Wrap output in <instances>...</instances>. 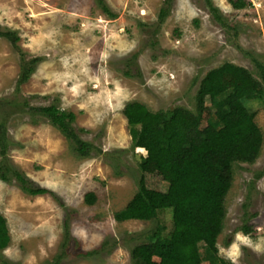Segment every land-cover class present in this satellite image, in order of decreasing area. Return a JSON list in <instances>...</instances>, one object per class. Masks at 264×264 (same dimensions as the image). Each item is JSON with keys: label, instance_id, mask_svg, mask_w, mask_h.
Returning <instances> with one entry per match:
<instances>
[{"label": "rangeland", "instance_id": "rangeland-1", "mask_svg": "<svg viewBox=\"0 0 264 264\" xmlns=\"http://www.w3.org/2000/svg\"><path fill=\"white\" fill-rule=\"evenodd\" d=\"M243 1L235 8L230 0H102L110 16L97 0H0V30L15 33L26 59L40 58L19 96L71 111L87 143L79 154L45 118L31 124L17 111L7 119L6 159L47 193L28 195L16 180H0L10 237L0 264H138L131 249L157 227L171 231L168 209L147 221L113 217L137 190L146 154L133 147L121 109L135 100L153 112L194 111L201 78L224 62L246 68L264 88V0ZM18 65L0 37V97H13ZM243 103L263 141L253 162L232 165L214 256L264 264V93ZM199 253L213 258L201 244Z\"/></svg>", "mask_w": 264, "mask_h": 264}, {"label": "trees", "instance_id": "trees-1", "mask_svg": "<svg viewBox=\"0 0 264 264\" xmlns=\"http://www.w3.org/2000/svg\"><path fill=\"white\" fill-rule=\"evenodd\" d=\"M97 1L103 12L111 16L102 0ZM230 3L235 8L245 5L243 0H230ZM164 13L161 8L159 16L163 17ZM0 37L10 42L19 58L13 97H0V180H16L20 190L28 195L44 194L45 188L31 186L23 173L6 159L10 146L6 122L10 115L17 111L25 113L31 124L39 117L45 118L79 154L87 143L75 131V115L71 111L60 110L54 104L30 105L19 96L20 85L33 74L40 58L26 59L13 31L0 30ZM258 67L264 73V68ZM263 93V85L249 70L224 62L201 78L194 111L176 106L153 112L139 101L124 103L121 113L132 145L143 148L146 154L140 156L137 190L113 217L117 221H147L158 211L168 209L172 223L168 234L163 235L157 227L147 235V241L131 249V258L138 264H234L214 256L216 239L223 226L224 198L231 185L232 165L236 161L253 162L263 141L262 132L243 99L260 98ZM95 198L93 192L84 194L87 204H93ZM244 230L247 232L249 228ZM9 240L7 222L0 213V251ZM200 244L213 258L200 255Z\"/></svg>", "mask_w": 264, "mask_h": 264}]
</instances>
